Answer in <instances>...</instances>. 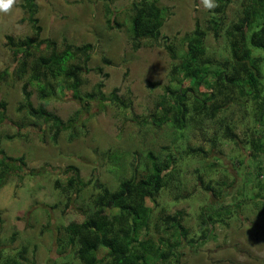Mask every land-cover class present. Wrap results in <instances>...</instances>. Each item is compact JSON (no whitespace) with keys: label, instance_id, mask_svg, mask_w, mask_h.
<instances>
[{"label":"rangeland","instance_id":"374dc122","mask_svg":"<svg viewBox=\"0 0 264 264\" xmlns=\"http://www.w3.org/2000/svg\"><path fill=\"white\" fill-rule=\"evenodd\" d=\"M33 1L39 38L93 45L90 67H100L102 72L84 74L81 93H93L101 82V93L108 96L115 91L118 100L102 101L100 96L77 100L64 91L44 104L36 99L31 84L35 107L42 105L63 121L75 118L74 127L53 143L47 125L26 119L18 111L21 86L27 78L16 77L9 38L17 42L34 36L29 6L26 0H14L6 11L0 9V72L9 73L0 83V101L6 104L0 124V159L10 157L11 161H5L13 168L0 187V264H82L75 256L76 247L67 244L64 226L84 219L97 191L88 183L77 195L62 193L61 186L70 175L68 166L78 168L85 182L96 179L114 190L120 177L140 175L149 153L177 156L179 174L171 179L170 188L189 195L173 201L171 191H163L156 198L157 206L148 202L154 205L153 221L160 210L184 214L182 224L188 237L181 240L176 264H264V217L250 201L257 192L254 174H248L255 163L242 147L248 136L261 132L254 124L252 102L233 103L214 122L189 120L181 131L169 124L155 126L150 116L157 112L165 88H173L170 79L175 61L162 46L149 41L144 40L137 49L132 47L129 16L134 0ZM240 4L241 0H233L227 7L229 20L239 14ZM214 5L213 0H159L165 11L161 35L180 50L185 36L196 22L205 23ZM207 43L212 50L226 49L222 37L208 35ZM228 123L235 128L240 144H219L207 160L183 158L187 147L208 149L214 130ZM257 160L264 162V153ZM202 183L220 189L218 200L202 189ZM203 210L220 215L213 217L218 221L207 237L192 246L189 240L200 234Z\"/></svg>","mask_w":264,"mask_h":264},{"label":"trees","instance_id":"16d2710c","mask_svg":"<svg viewBox=\"0 0 264 264\" xmlns=\"http://www.w3.org/2000/svg\"><path fill=\"white\" fill-rule=\"evenodd\" d=\"M213 1L215 5L210 17L204 24L196 22L194 29L183 39L181 49L176 50L167 37L161 35L165 11L159 6V0H134L130 6L129 39L134 49L139 48L144 40L162 46L175 61L170 79L173 88H165L157 112L150 116L153 125L169 124L181 131L189 125V120L198 124L204 120L214 122L220 113L229 111L233 103L236 105L240 100L238 105L242 106V100L252 102L254 124L261 132L248 136L242 147L251 154L255 163L248 174H254L257 192L250 201L264 217V162L257 160L258 155L264 153V55L256 54L264 53V0H241V10L232 20L227 18L226 9L233 0ZM26 3L34 36L17 42L9 38L16 77L27 78L21 86L22 101L18 111L26 119L47 125L50 140L55 143L62 132L74 127L75 118L63 121L42 105L35 107L29 90L31 84L35 86L36 99L44 104L64 91L77 100L100 96L102 101L116 102L118 98L115 91L108 96L102 94L101 82L93 93H81L84 74L102 72L100 67H90L93 45H75L65 39L58 44L54 40L39 38L40 27L35 17L37 6L33 0H26ZM107 11L112 13L109 9ZM111 21L110 17L107 22ZM208 35L213 39L222 37L226 49L212 50L207 43ZM102 61L108 63L106 59ZM8 76L6 70L1 71L0 83ZM5 108V102L0 101V124L4 120ZM234 129L229 123L221 124V128L214 130L208 138V149L187 147L183 158L207 160L209 153L219 144H240ZM5 159L12 160L10 157L0 159V187L13 171ZM16 161L22 162L20 158ZM176 161L177 156L172 153L161 157L149 153L140 175L120 177L114 190L96 179L85 182L78 168L68 166L70 175L66 185L61 186L62 193L77 195L90 183L97 191L84 219L64 226L67 244L76 247L75 256L82 264L178 263L181 240L188 237V231L182 224L183 212L164 214V210H160L153 221L154 205L148 204L151 202L157 206L156 198L163 191H171L173 201L189 197L177 187L170 188L171 179L179 174ZM54 183L60 187L59 180ZM202 189L217 200L220 197V189L209 183H202ZM219 215L203 210L200 234L196 240L190 239L189 244L193 246L202 237L206 238L218 221L213 217ZM12 264L19 263L14 261Z\"/></svg>","mask_w":264,"mask_h":264},{"label":"clouds","instance_id":"9594fccd","mask_svg":"<svg viewBox=\"0 0 264 264\" xmlns=\"http://www.w3.org/2000/svg\"><path fill=\"white\" fill-rule=\"evenodd\" d=\"M13 2L14 0H0V9L6 11L12 5ZM208 6L211 7L210 4Z\"/></svg>","mask_w":264,"mask_h":264}]
</instances>
